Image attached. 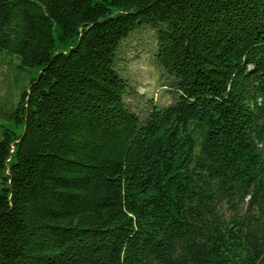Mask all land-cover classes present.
Masks as SVG:
<instances>
[{"label": "trees", "instance_id": "16d2710c", "mask_svg": "<svg viewBox=\"0 0 264 264\" xmlns=\"http://www.w3.org/2000/svg\"><path fill=\"white\" fill-rule=\"evenodd\" d=\"M173 104L115 69L134 30ZM36 70L0 126V264H264V0H0Z\"/></svg>", "mask_w": 264, "mask_h": 264}, {"label": "rangeland", "instance_id": "374dc122", "mask_svg": "<svg viewBox=\"0 0 264 264\" xmlns=\"http://www.w3.org/2000/svg\"><path fill=\"white\" fill-rule=\"evenodd\" d=\"M154 43L155 31L144 26L123 40L116 52L115 69L127 84L124 104L140 118L146 115L151 102L164 107L173 104L177 97L172 80L153 60ZM36 75L35 69L19 70L16 58L0 50V126L10 124L7 117L12 100Z\"/></svg>", "mask_w": 264, "mask_h": 264}]
</instances>
